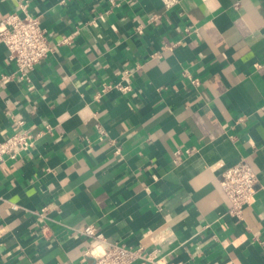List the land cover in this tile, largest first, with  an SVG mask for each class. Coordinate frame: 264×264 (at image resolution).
Masks as SVG:
<instances>
[{"label":"crops","instance_id":"obj_1","mask_svg":"<svg viewBox=\"0 0 264 264\" xmlns=\"http://www.w3.org/2000/svg\"><path fill=\"white\" fill-rule=\"evenodd\" d=\"M20 3L56 45L25 80L0 43V141L34 136L0 161V264L92 262L87 224L159 264H264V0H0V20ZM240 159L238 219L218 180Z\"/></svg>","mask_w":264,"mask_h":264},{"label":"built area","instance_id":"obj_2","mask_svg":"<svg viewBox=\"0 0 264 264\" xmlns=\"http://www.w3.org/2000/svg\"><path fill=\"white\" fill-rule=\"evenodd\" d=\"M165 7L171 6L175 0H162ZM22 14L9 12L0 20V43L4 44L8 58L15 65V74L18 78L28 80L29 71L33 66L47 57L55 48L45 29L40 25L37 17L33 16L26 4L20 3ZM155 17V16H154ZM69 37L61 42L68 41ZM12 74H1L0 80H7ZM192 84H197V78H191ZM111 87L125 91L127 85L103 84L102 90ZM100 132H102L100 130ZM34 144V136L27 129H20L7 135L0 141V161L4 158H15L21 152L29 151ZM256 176L250 164L245 159H240L235 164L225 168L218 180L219 188L228 201L227 214L240 219L243 209L254 199ZM43 211L38 212L43 217ZM80 233L96 240L89 246L85 255L92 257V262L82 264H159L152 252L147 251L143 245L135 247L117 242H108L103 234L92 224H87Z\"/></svg>","mask_w":264,"mask_h":264},{"label":"water","instance_id":"obj_3","mask_svg":"<svg viewBox=\"0 0 264 264\" xmlns=\"http://www.w3.org/2000/svg\"><path fill=\"white\" fill-rule=\"evenodd\" d=\"M93 260V259H92Z\"/></svg>","mask_w":264,"mask_h":264}]
</instances>
